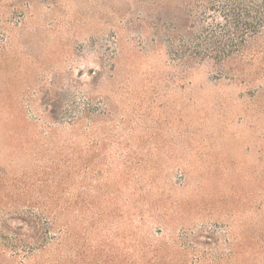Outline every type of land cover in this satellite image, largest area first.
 <instances>
[{
    "label": "rangeland",
    "instance_id": "obj_1",
    "mask_svg": "<svg viewBox=\"0 0 264 264\" xmlns=\"http://www.w3.org/2000/svg\"><path fill=\"white\" fill-rule=\"evenodd\" d=\"M0 264H264V0H0Z\"/></svg>",
    "mask_w": 264,
    "mask_h": 264
},
{
    "label": "trees",
    "instance_id": "obj_2",
    "mask_svg": "<svg viewBox=\"0 0 264 264\" xmlns=\"http://www.w3.org/2000/svg\"><path fill=\"white\" fill-rule=\"evenodd\" d=\"M228 1L230 2L231 0H228ZM223 13H224V12H223ZM228 16H230L229 13H228V14H227V13H224V14L221 15L222 18H227ZM212 19H213V18H212ZM233 24H234V23H233ZM234 25H235L236 29L238 30V26H237V24H234ZM234 25H232V26H234ZM229 26H230V25H229ZM214 27H216V25H215ZM222 30H223V29H222ZM226 32H229V30H226V31L223 30V31H222V34L225 35ZM209 37H210V35H209Z\"/></svg>",
    "mask_w": 264,
    "mask_h": 264
}]
</instances>
